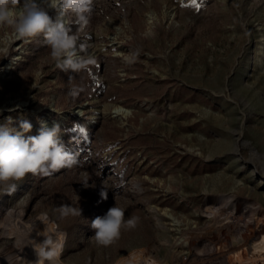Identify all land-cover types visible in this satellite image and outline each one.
Returning <instances> with one entry per match:
<instances>
[{"label":"rangeland","instance_id":"obj_1","mask_svg":"<svg viewBox=\"0 0 264 264\" xmlns=\"http://www.w3.org/2000/svg\"><path fill=\"white\" fill-rule=\"evenodd\" d=\"M92 9L74 26L90 60L79 72L59 69L41 37L0 28V125L27 120L38 135L58 123L79 160L0 190V264H23L33 228L61 236L59 264H233L264 231V0ZM62 204L82 216L61 219ZM115 204L137 225L98 246L87 223Z\"/></svg>","mask_w":264,"mask_h":264},{"label":"clouds","instance_id":"obj_2","mask_svg":"<svg viewBox=\"0 0 264 264\" xmlns=\"http://www.w3.org/2000/svg\"><path fill=\"white\" fill-rule=\"evenodd\" d=\"M92 3L93 0H0V28H11L20 40L41 37L59 69L79 72L87 68L90 60L82 55L86 46L78 43L74 26L77 29L87 26ZM70 94L76 95L77 89H70ZM8 124L0 125V190L12 194L17 190V182L29 174L49 177L61 169L78 165L77 155L69 152L61 140L62 130L58 123L49 126L41 121L38 135H25L32 129L27 120L20 122L19 130ZM83 186L87 187V181ZM100 196L106 200L107 191L101 190ZM56 211L63 219L69 215L82 216L83 210L62 204ZM137 221L138 217L125 220V210L115 204L103 216L92 220L90 226L94 235L90 239L98 246L108 247L119 238L122 228H135ZM36 235L43 240L32 239L36 260L29 264H59L63 248L61 236L40 231Z\"/></svg>","mask_w":264,"mask_h":264},{"label":"bare ground","instance_id":"obj_3","mask_svg":"<svg viewBox=\"0 0 264 264\" xmlns=\"http://www.w3.org/2000/svg\"><path fill=\"white\" fill-rule=\"evenodd\" d=\"M48 124V123H47ZM215 211V210H214ZM216 213V212H215ZM219 214V213H218ZM221 214V213H220ZM228 214V213H227ZM262 215V214H261ZM232 216V215H231ZM249 216V215H248ZM230 217V215H229ZM234 217V216H233ZM253 217V216H252ZM251 218V217H250ZM260 219L259 215L255 214V217H253V219ZM229 218L227 217V220ZM235 219V218H234ZM233 219V220H234ZM251 219V220H253ZM255 219V220H256ZM229 221V220H228ZM246 224V223H245ZM238 225V224H237ZM250 228V227H249ZM39 231L37 228H33L31 229V231L25 232V234L23 235V241L20 242L22 244H19V246H21L23 249L27 250V254L23 256V264H29V262H34L36 260V253L35 250L33 249V247L31 246L33 241L32 239H35L37 242H40L43 240L42 236H37L36 232ZM251 231V230H250ZM261 231V230H260ZM250 233V232H249ZM258 234V233H257ZM238 238V237H237ZM248 238V237H247ZM251 239V238H250ZM248 240V239H247ZM21 241V240H20ZM246 240H243V243ZM250 242V241H249ZM218 245V244H217ZM225 245V244H224ZM227 247V246H226ZM20 248V249H22ZM244 248V247H243ZM235 249V248H234ZM241 249V247L239 248V250ZM245 255L243 254V257H239L237 256V258H235V256H233L234 259H231L232 261L234 260L233 264H264V231H261L259 233V238L253 240L252 242H250L249 245H246L245 248ZM22 252V251H21ZM63 252V248L60 254V258L59 260H61V255ZM236 253H238V251H235ZM19 253V252H18ZM243 253V252H242ZM224 254V253H223ZM21 255V254H20ZM226 255V253H225ZM226 257H228V254L226 255ZM231 258V257H230ZM229 258V259H230ZM228 261V260H227ZM231 262V261H230ZM229 263V262H228ZM13 264V263H11ZM230 264V263H229Z\"/></svg>","mask_w":264,"mask_h":264},{"label":"trees","instance_id":"obj_4","mask_svg":"<svg viewBox=\"0 0 264 264\" xmlns=\"http://www.w3.org/2000/svg\"><path fill=\"white\" fill-rule=\"evenodd\" d=\"M60 171H61V170H60ZM90 181L92 182V178H91V180H90ZM90 224H91L90 222H88V223H87V225H90Z\"/></svg>","mask_w":264,"mask_h":264}]
</instances>
